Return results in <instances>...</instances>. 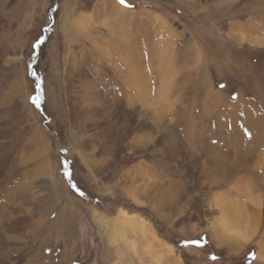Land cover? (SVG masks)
<instances>
[{"label":"rangeland","instance_id":"1","mask_svg":"<svg viewBox=\"0 0 264 264\" xmlns=\"http://www.w3.org/2000/svg\"><path fill=\"white\" fill-rule=\"evenodd\" d=\"M257 36L264 0H0V264H156L133 220L264 264Z\"/></svg>","mask_w":264,"mask_h":264},{"label":"bare ground","instance_id":"2","mask_svg":"<svg viewBox=\"0 0 264 264\" xmlns=\"http://www.w3.org/2000/svg\"><path fill=\"white\" fill-rule=\"evenodd\" d=\"M252 26V25H251ZM251 28V30H257L256 28H254V26H252V27H250ZM240 35V37H241V34L242 33H239ZM251 36V35H250ZM251 42H253V43H257V44H261V43H264V37H259V38H257V39H252V40H250ZM128 221V220H127ZM129 222V221H128ZM131 223H133V226H135V227H137V228H139V230H141V234H142V240L143 241H145V242H147L148 241V245L147 246H145L146 248L148 247V249H150V250H152V253L150 254V253H148V254H150V257H151V261L153 262V263H155L156 262V264H176V262H175V260L172 258L171 259V257H168V258H165V256H164V258L165 259H162L163 257V255H160V257L159 256H157L158 254H157V252H155L154 251V248L155 247H152V245H150L151 244V238L152 237H150V236H148L147 235V233H146V231H145V226L142 224V223H139V221L138 222H136V221H131ZM139 226V227H138ZM145 228V229H144ZM136 231H138V230H136ZM140 232V231H139ZM138 232V233H139ZM138 235H140V234H138ZM144 247V246H143ZM144 247V248H145ZM157 250V249H156ZM159 250V249H158ZM148 251V250H147ZM159 252V251H158ZM160 252H161V250H160ZM143 256V255H142ZM264 257V252H263V250H262V248L260 247L259 248V250H258V259H262ZM164 261V262H163ZM168 261H169V263H168Z\"/></svg>","mask_w":264,"mask_h":264},{"label":"crops","instance_id":"3","mask_svg":"<svg viewBox=\"0 0 264 264\" xmlns=\"http://www.w3.org/2000/svg\"><path fill=\"white\" fill-rule=\"evenodd\" d=\"M250 27H252L251 25H245L244 27H243V29H250L251 30V28ZM255 30V29H254ZM257 31V30H256ZM259 37H262V36H257V37H255V38H251V39H257V38H259ZM232 248V247H231Z\"/></svg>","mask_w":264,"mask_h":264},{"label":"snow or ice","instance_id":"4","mask_svg":"<svg viewBox=\"0 0 264 264\" xmlns=\"http://www.w3.org/2000/svg\"><path fill=\"white\" fill-rule=\"evenodd\" d=\"M120 2H121V3H124V2H125V0H120ZM81 194H82V193H81ZM197 243H198V242H197Z\"/></svg>","mask_w":264,"mask_h":264}]
</instances>
